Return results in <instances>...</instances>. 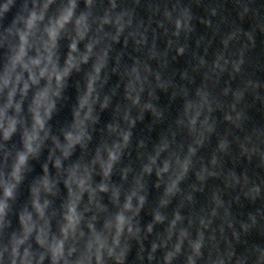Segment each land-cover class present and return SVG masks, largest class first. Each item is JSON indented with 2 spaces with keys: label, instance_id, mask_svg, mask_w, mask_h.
<instances>
[{
  "label": "clouds",
  "instance_id": "obj_1",
  "mask_svg": "<svg viewBox=\"0 0 264 264\" xmlns=\"http://www.w3.org/2000/svg\"><path fill=\"white\" fill-rule=\"evenodd\" d=\"M192 2L0 0V264H264L248 240L264 237V125L249 115L264 80L246 60L264 24L234 25L211 62L192 51L190 90L188 70L183 84L163 70L189 49ZM217 14L199 19L213 36ZM130 43L138 55L122 63ZM169 90L183 100L173 124L134 141L146 115L149 133L165 123Z\"/></svg>",
  "mask_w": 264,
  "mask_h": 264
}]
</instances>
